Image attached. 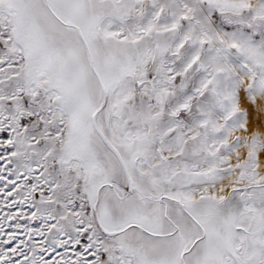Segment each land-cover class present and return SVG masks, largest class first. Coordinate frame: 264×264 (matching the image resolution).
<instances>
[{
    "label": "snow or ice",
    "instance_id": "obj_1",
    "mask_svg": "<svg viewBox=\"0 0 264 264\" xmlns=\"http://www.w3.org/2000/svg\"><path fill=\"white\" fill-rule=\"evenodd\" d=\"M0 264H264V0H0Z\"/></svg>",
    "mask_w": 264,
    "mask_h": 264
}]
</instances>
